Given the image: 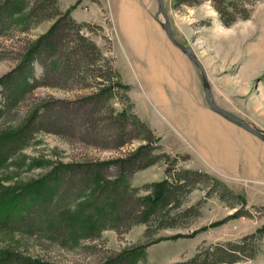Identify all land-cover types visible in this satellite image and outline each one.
<instances>
[{
  "label": "rangeland",
  "instance_id": "rangeland-1",
  "mask_svg": "<svg viewBox=\"0 0 264 264\" xmlns=\"http://www.w3.org/2000/svg\"><path fill=\"white\" fill-rule=\"evenodd\" d=\"M97 1L61 0V4L67 9L80 2L72 12L73 17L88 24L90 29L86 28L85 34L113 58L123 82L129 86L126 93L134 104V112L158 137L163 151L171 156L180 154L170 163L176 164V168L198 169L188 167L194 159L191 155L187 158V152L195 154L199 162L208 158L212 166L204 161L203 164L218 174L214 176L246 197L244 215L235 217L234 214L242 210L241 205L231 207L230 202L216 194L207 196L208 187L200 184L185 197L180 208L185 210L195 205V215L183 225L157 229L149 237L145 236L147 225L140 223L123 234L109 228L102 230L97 238H83L80 230L86 226V220L90 224L93 218L85 214L82 224L77 222L75 211H80L82 216L85 212L91 213L87 212V208L85 212L81 210L84 202L89 200L86 195L87 201L81 197L77 206L75 204L65 210L77 228L76 236L79 239L69 241L51 231L50 225L54 219L38 214L49 193L48 189L44 193L45 184L41 182L53 168L62 163L83 164L124 157L143 140L136 137L133 126L123 131L125 129L114 121L113 117L124 107L120 98L92 100L97 92V83L103 78L101 61L95 63L94 70L88 69L81 75L78 72L75 75L59 73L49 77L44 67L36 63L37 76L44 81L49 80V85L37 87L26 96L19 108L0 115V135L19 128L41 100L53 105L54 110L43 117L47 122H56L57 129L39 131L30 144L12 158L0 160V260L12 256L8 264H21L23 257L56 264H103L110 256L131 244L159 239L148 247L146 260L139 264H169L192 257L204 245L239 241L255 232L264 223V141L252 134L251 141L246 139L247 146L236 143L241 163L245 148L246 151L248 147L252 149L254 159L251 166L248 164L246 168L240 165L238 169L227 170L215 158L208 156V142L193 135L180 117L181 112L193 114V117L207 112L203 111L198 99L192 100L178 87L168 71L177 69L185 74L191 69L196 97L198 94L205 105L213 110L205 97L202 74L192 58L169 39L162 26L166 18L159 1L134 0L142 6L130 7L132 9L127 13L131 4L120 6L114 0ZM218 2L201 0L197 5H190L181 0H163L174 37L191 47L205 67L216 104L264 133V0H226L234 6L229 10L239 16L243 8L250 10L247 19L239 20H248L251 24L236 27L232 35L221 33L220 14L219 17L211 14L210 9L218 12L215 7V4L219 5ZM11 8L14 21L10 19L0 26V78L18 65L32 43L45 34L55 21L37 22V18L23 20L21 6L14 3ZM40 15L38 12L34 17ZM72 36L74 31L67 29L59 34L61 44L57 45L63 49L62 52L75 47ZM172 60L176 62L175 66ZM195 95L192 93L191 97ZM86 97H89L88 100H84ZM213 116L209 114V118L215 120L216 136L220 142H224L230 134L225 125L218 123ZM193 125L196 129L200 128L198 118L194 117ZM167 166V162L161 161L139 170L133 177V186L141 190L147 183L172 179L173 172L170 175L165 173ZM105 174L117 176V168L112 166L105 170ZM77 177H81V172L75 174ZM36 184L42 185L34 189L33 214L27 215L30 206L27 204L20 212L22 221L18 217L2 218L11 197L17 193L21 202L27 200L29 196L23 194L24 190L29 186L35 188ZM146 193L140 191L142 195ZM60 213L64 214L63 211ZM248 242L247 252L257 249V255L240 258L233 264H264V235Z\"/></svg>",
  "mask_w": 264,
  "mask_h": 264
},
{
  "label": "trees",
  "instance_id": "trees-1",
  "mask_svg": "<svg viewBox=\"0 0 264 264\" xmlns=\"http://www.w3.org/2000/svg\"><path fill=\"white\" fill-rule=\"evenodd\" d=\"M181 1L197 5L201 0ZM216 1H219V5L215 4V7L226 26L234 24L240 18L247 19L250 15V10L247 8H243V13L239 16L229 10L234 6L226 0ZM14 3L19 4L23 9L25 16H21L23 20L37 18V22L50 19H55V21L45 34L32 43L18 65L0 78V115L19 108L26 96L37 87L44 84L49 85V80L44 81L45 79H40L37 76L36 63H40L44 67L49 77L59 73L75 75L78 72V75H81L88 69L94 70L95 63L101 61L100 68L103 78L98 81L97 92L92 96L93 98L91 97L92 100L103 98L106 101H111L114 98H120L124 107L113 117L114 121L121 129H125L123 131L133 126L137 132L136 137L143 140L136 149L124 157L83 164L62 163L53 168L41 182L45 184L43 185L44 193L48 189L47 195L51 196L47 198L46 195V199L43 201L44 207L38 214L39 216L42 213L44 218L54 219L50 225L51 231L69 241L79 239L76 236L77 228L73 225L72 219H69L65 214L67 212L65 210L73 207L78 201H81V197L86 195L89 200L87 201V197L82 199L87 202H84L81 210L85 212L87 208V212L91 213L82 212L84 215L82 216L80 211H75L77 222L82 224L85 214L92 215L93 218L90 224H87L88 220L85 219L86 226H82L80 230L83 238H97L102 230L109 228L123 234L132 226L140 223L147 225L145 236L149 237L150 233H154L157 229L183 225L195 215L197 212L195 205L185 210H180V208L185 197L200 184L208 187L207 196L216 194L220 199L230 202L231 207H235L236 204L241 205L240 209L242 210H238L234 214L235 217L244 215L243 209L247 205L244 195L231 189L225 182L205 170L176 168V164L170 163L172 159L176 160L180 154L171 156L163 151L162 146L158 144V137L149 125L134 112V104L126 93L129 86L123 82L122 75L113 58L85 34L84 30L90 29L88 24L81 23L73 17L72 12L80 2L64 9L61 0H4V2H0V26L5 25L10 19L14 21L11 8ZM236 9L235 11L238 12ZM38 12L41 15L34 17ZM64 29L74 31L73 44L75 42V47L65 44V46H71L69 49L66 48L68 51L65 53L57 45L61 44L59 34ZM110 49L109 46L108 50ZM87 98L89 97L84 100H88ZM53 110L52 104L41 100L27 115L26 120L19 128L11 133L0 135V160L6 161L12 158L28 146L39 131L57 129L56 122L48 121L49 124L44 118ZM185 156L190 158V155ZM161 161L168 163L165 173L170 175L173 172V178L147 183L141 187V190L147 191V193L140 194V188L133 186L135 173ZM112 166L117 168V176L111 177L105 174V170L107 171ZM78 172H81V177L75 178V174ZM40 185L36 184L35 188L29 186L24 190L23 194H28L29 197L23 202L20 201V194H14L6 204V208L4 207L2 218L18 217L22 221L23 215L20 212L27 204L30 205L27 215L33 214L35 210L33 199L36 191L34 189L40 188L38 187ZM61 211L64 214L60 213ZM51 216L54 217L51 218ZM263 235L264 223L255 232L244 236L239 241L204 245L192 257L169 264H233L240 258H253L257 255L258 250L253 249L248 253V241ZM158 241L159 239H148L131 244L110 256L103 264H139L144 262L147 258L148 247ZM5 257L7 258L0 260V264H8V261L12 260V256ZM20 262L21 264H56L25 257Z\"/></svg>",
  "mask_w": 264,
  "mask_h": 264
},
{
  "label": "crops",
  "instance_id": "crops-1",
  "mask_svg": "<svg viewBox=\"0 0 264 264\" xmlns=\"http://www.w3.org/2000/svg\"><path fill=\"white\" fill-rule=\"evenodd\" d=\"M117 5L120 6H126L130 5L128 7V11H130V7L134 6H142L140 3H136L134 0H114ZM99 3H102L101 0H98ZM97 3V2H96ZM148 39V38H147ZM146 40V39H145ZM134 41V38H133ZM137 41L135 40V45ZM154 43V42H152ZM153 45V44H152ZM137 47V46H136ZM179 57V56H177ZM174 60H172L173 62ZM174 66L176 62L174 63ZM187 70V69H186ZM170 77H172L175 81L178 83V87H181L184 90V93L188 95L192 100H197L200 102V106L203 109V111H206L207 113H204L203 115H194V117L199 119L200 123V128L196 129L194 127V117L193 114L188 115L183 112L180 113V117L183 123H185L189 128L190 131L193 135H195L197 138L200 140L207 141L208 142V149L206 153L208 156H212L215 158L217 162L222 164V167L227 169V170H235L238 169V166H242L246 168V165L250 164L253 162V155H252V149L248 147V151H245L244 153L241 154L243 157V162L241 163L240 160H238V150L237 147L235 146L236 143L241 145V146H247L246 145V139H249L250 141L252 140V133L245 129L244 127L240 126L239 124L233 122L232 120L226 118L222 114H218V112L211 110L208 108L205 103L201 100L200 96L197 94V97L195 95V87H194V75L193 71L191 69L187 70L186 73L184 74V71H178L177 69L168 71ZM191 93V94H190ZM192 93L195 95V97H191ZM210 115H214L213 117L217 118L218 123H222L225 125L226 131L229 132V137L227 140L224 142H220L218 140V137L216 136V126H215V120L209 118ZM192 127V128H191ZM194 127V128H193ZM233 133V136L231 134ZM236 134V136H235ZM191 157L194 159V162L191 166L188 167H194L198 169H203L206 170L207 172L216 175V172H212L210 168L207 167L205 164H211L210 161L207 158V161H204V159H200L201 162L197 160V156L193 153L187 152ZM203 161L205 164H203ZM212 166V164L210 165ZM218 176V174L216 175Z\"/></svg>",
  "mask_w": 264,
  "mask_h": 264
},
{
  "label": "water",
  "instance_id": "water-1",
  "mask_svg": "<svg viewBox=\"0 0 264 264\" xmlns=\"http://www.w3.org/2000/svg\"><path fill=\"white\" fill-rule=\"evenodd\" d=\"M158 1H159L160 9L162 10V12L164 13L165 18H166V23L162 24V26L165 28L169 39L171 40V42L176 47H178L180 50H182L187 56L192 58L193 62L197 65V67L201 71L203 84H204L205 97H206V100H207L208 104L210 105V107L214 111L222 114L226 118H228V119L232 120L233 122L239 124L240 126L244 127L245 129L250 131L252 134L258 136L260 139H262L264 141V133L256 130L253 126H251L243 118H240V117L236 116L235 114L225 110L224 108H222L218 104H216V102L214 101V99L212 97L211 85H210V82H209V79H208V76H207V71H206L205 67L200 62L199 58L197 57L196 53L194 52V50L191 47L185 46V45H183L182 43H180V42H178L176 40V38L174 37V34H173V29H172L171 22H170V20L168 18V15L166 13L165 8H164L163 0H158Z\"/></svg>",
  "mask_w": 264,
  "mask_h": 264
},
{
  "label": "clouds",
  "instance_id": "clouds-1",
  "mask_svg": "<svg viewBox=\"0 0 264 264\" xmlns=\"http://www.w3.org/2000/svg\"><path fill=\"white\" fill-rule=\"evenodd\" d=\"M210 3V0H209ZM211 14L215 17H219V13L216 12L214 9H210ZM251 21L248 20H237L231 27L225 26L222 21H219V31L224 35H232L234 33V29L236 27H242L244 25H250Z\"/></svg>",
  "mask_w": 264,
  "mask_h": 264
},
{
  "label": "bare ground",
  "instance_id": "bare-ground-1",
  "mask_svg": "<svg viewBox=\"0 0 264 264\" xmlns=\"http://www.w3.org/2000/svg\"><path fill=\"white\" fill-rule=\"evenodd\" d=\"M132 23V22H131Z\"/></svg>",
  "mask_w": 264,
  "mask_h": 264
}]
</instances>
